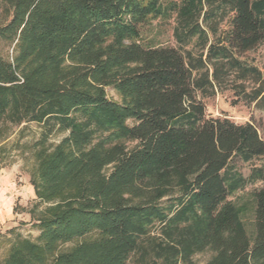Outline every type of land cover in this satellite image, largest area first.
<instances>
[{
	"label": "trees",
	"instance_id": "1",
	"mask_svg": "<svg viewBox=\"0 0 264 264\" xmlns=\"http://www.w3.org/2000/svg\"><path fill=\"white\" fill-rule=\"evenodd\" d=\"M8 1L0 123L65 134L32 184L42 200L71 196L6 264H46L71 242L54 264H194L207 250V264H264V139L205 103L229 92L264 110V72L244 58L264 41V0ZM173 14L178 47L143 45L141 28ZM259 183L249 232L229 198Z\"/></svg>",
	"mask_w": 264,
	"mask_h": 264
},
{
	"label": "rangeland",
	"instance_id": "2",
	"mask_svg": "<svg viewBox=\"0 0 264 264\" xmlns=\"http://www.w3.org/2000/svg\"><path fill=\"white\" fill-rule=\"evenodd\" d=\"M13 14V6L7 0L0 2V26L6 24ZM178 28L177 14L168 18L151 21L141 28L142 44L147 47H178L175 31ZM191 44L188 49H192ZM13 45L4 43L0 46V53L5 59L13 56ZM244 58L264 72V41L255 50L247 53ZM108 98L121 102L120 95L112 88L106 89ZM232 93H224L206 100L207 114L213 118H228L238 124L252 123L259 128L260 136L264 139V110H258L254 105L243 102L235 104ZM44 128L36 123H24L16 125L7 119L0 123V171L12 174L20 190L33 189L23 193L20 206L16 202L15 211L18 213L16 224L10 225L0 234V264H5L9 251L19 240L37 242L40 235V220L49 218L53 213L65 207L71 196L70 192H64L51 200H42L37 197L33 182H39L40 164L45 156L53 152L59 144L64 133L51 136L43 141ZM130 148L135 143H129ZM257 166L264 165V159L255 162ZM110 169H108L109 171ZM240 172L248 178L251 166L241 165ZM263 187V184L249 185L229 198L239 211L241 219L247 230L251 232L255 212V192ZM77 242L60 244L53 256L48 257L46 264H54L53 258L58 253L72 250ZM214 253L207 250L193 257L194 264H207ZM127 264H164L162 260L150 255L142 259L140 254L131 256Z\"/></svg>",
	"mask_w": 264,
	"mask_h": 264
},
{
	"label": "crops",
	"instance_id": "3",
	"mask_svg": "<svg viewBox=\"0 0 264 264\" xmlns=\"http://www.w3.org/2000/svg\"><path fill=\"white\" fill-rule=\"evenodd\" d=\"M25 190H32L33 192V189H28L27 186L25 187ZM25 190H20L18 188L12 174L0 171V234H2L10 225L14 226L16 224L17 218H19L18 213L15 211L16 202H18L20 206L23 204V200L20 197L21 191L25 193Z\"/></svg>",
	"mask_w": 264,
	"mask_h": 264
}]
</instances>
